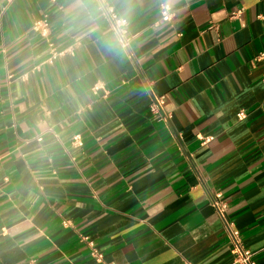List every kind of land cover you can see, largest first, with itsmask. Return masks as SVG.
<instances>
[{
    "label": "crops",
    "instance_id": "1",
    "mask_svg": "<svg viewBox=\"0 0 264 264\" xmlns=\"http://www.w3.org/2000/svg\"><path fill=\"white\" fill-rule=\"evenodd\" d=\"M104 1L0 0V264H264V0Z\"/></svg>",
    "mask_w": 264,
    "mask_h": 264
},
{
    "label": "built area",
    "instance_id": "2",
    "mask_svg": "<svg viewBox=\"0 0 264 264\" xmlns=\"http://www.w3.org/2000/svg\"><path fill=\"white\" fill-rule=\"evenodd\" d=\"M97 2L103 10L102 18L108 22L109 26L118 32L119 24L123 23V20L119 19L118 16L107 6L104 0H93ZM171 14L168 12V8L166 6L162 7V20L168 21L170 19ZM33 28L36 31H39L41 34H45L47 30V24L45 20H38L34 23ZM122 47L127 48V43H122ZM54 53V52H53ZM59 53H54L50 59H54L56 55ZM164 96H153V100L151 103V111L158 117V121H162L165 123L170 122V115L166 113L163 109ZM238 119L242 120L245 118V114L243 112H239L237 114ZM211 204L216 211L218 217L220 218L223 228L228 235L230 242V252L235 256L236 262L238 264H256L253 259V254L251 251L246 249L243 246L240 232L234 227L233 223L229 220L226 214L227 206L226 203L221 200L219 195L212 198ZM83 241L88 245L91 251L92 257L97 262H102V254L99 253L92 241L88 238L84 237Z\"/></svg>",
    "mask_w": 264,
    "mask_h": 264
}]
</instances>
